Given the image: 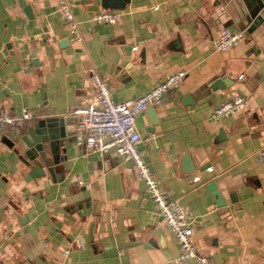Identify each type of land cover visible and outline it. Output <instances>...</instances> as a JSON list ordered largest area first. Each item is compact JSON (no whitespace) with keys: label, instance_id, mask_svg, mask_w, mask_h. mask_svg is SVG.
<instances>
[{"label":"crops","instance_id":"1","mask_svg":"<svg viewBox=\"0 0 264 264\" xmlns=\"http://www.w3.org/2000/svg\"><path fill=\"white\" fill-rule=\"evenodd\" d=\"M22 1L28 15L18 0H0V112L31 113L0 127V264H177L178 243L129 160L86 152L74 139L55 179L31 178L4 138L15 140L37 118L72 116L94 99L93 73L124 102L178 70L186 76L153 107L155 123L149 108L136 117L138 148L193 220L198 251L215 264H264V26L248 32L233 22L235 0H121L114 24L92 21L110 9L102 0H69L76 42L55 0ZM222 28L243 39L217 52L211 40ZM221 77L233 84L212 88ZM232 94L248 108L212 119Z\"/></svg>","mask_w":264,"mask_h":264},{"label":"built area","instance_id":"2","mask_svg":"<svg viewBox=\"0 0 264 264\" xmlns=\"http://www.w3.org/2000/svg\"><path fill=\"white\" fill-rule=\"evenodd\" d=\"M56 10L64 20L70 38L81 40L78 23L72 14V2L55 0ZM122 11L102 9L92 15V21L97 24H114L120 21ZM243 39V32L230 31L222 28L219 34L211 40L212 48L217 52H226ZM186 76L184 70H178L167 75L147 92L124 102L111 99L109 88L105 81L96 73L91 75L95 86L94 99L76 107L72 114L76 116L75 140L82 144L86 152L105 154L110 150L131 162L137 177L143 182L144 190L154 203L156 214L165 223L178 243L179 255L174 262L181 264L193 258L196 264H215L206 253L198 251L192 239L193 220L187 215L183 206L166 194L160 180L138 148L141 142L140 133L136 127V117L149 107H157L164 103L166 97L174 91ZM249 101L240 94H232L215 107L210 117L218 120L248 108ZM31 117L30 111L22 109L19 116L0 112V127L16 126ZM259 153V152H257ZM264 160V156L261 157ZM211 170V167H207ZM195 176L193 179H197Z\"/></svg>","mask_w":264,"mask_h":264},{"label":"water","instance_id":"3","mask_svg":"<svg viewBox=\"0 0 264 264\" xmlns=\"http://www.w3.org/2000/svg\"><path fill=\"white\" fill-rule=\"evenodd\" d=\"M18 1L28 15L29 7L22 0ZM235 1V4L239 5V10L235 14L233 22L247 27L248 32L264 26V0ZM232 5H234V1ZM102 6L110 9H123L124 7L121 0H102ZM232 84V79L221 77L214 81L212 88L222 89L230 87ZM148 113L153 117L152 121L155 123L153 107H149ZM76 119L75 115L37 118L27 125L25 131H21V135L15 140L4 138V141L10 147L15 144L13 151L17 153L20 161L29 168L28 177L36 178L48 172L52 179H55L56 164L66 158V154L62 153V150L67 143L75 139L74 123ZM148 130H153V127ZM208 187L212 195L215 196V203L222 205L223 201L214 182H210Z\"/></svg>","mask_w":264,"mask_h":264}]
</instances>
